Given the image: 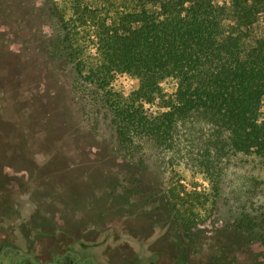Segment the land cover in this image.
<instances>
[{"label": "rangeland", "instance_id": "1", "mask_svg": "<svg viewBox=\"0 0 264 264\" xmlns=\"http://www.w3.org/2000/svg\"><path fill=\"white\" fill-rule=\"evenodd\" d=\"M71 3L0 0L1 238L20 241L35 253L43 252L46 239L59 252L69 242L63 235L68 233L84 244L103 242L93 251L131 255L96 256L97 264H258L257 244L230 217L243 210L257 214L264 207V162L233 156L222 181L227 202L212 209L206 203L210 184L190 167L176 166L178 174L171 168L162 176L155 156L143 163L117 158L90 130L86 137L77 132L81 119L65 108L56 64L47 63L46 19L38 9ZM137 86L128 76L115 82L124 94ZM151 151L146 144L145 153ZM180 190L189 195L179 197ZM194 193L201 195L204 208L190 205ZM179 201L186 202L184 207L174 205ZM193 212L195 222L188 218Z\"/></svg>", "mask_w": 264, "mask_h": 264}, {"label": "trees", "instance_id": "2", "mask_svg": "<svg viewBox=\"0 0 264 264\" xmlns=\"http://www.w3.org/2000/svg\"><path fill=\"white\" fill-rule=\"evenodd\" d=\"M38 9L47 63L56 64L64 106L80 117L83 137L90 130L117 158L155 156L162 176L190 167L210 184L212 209L227 202L222 181L233 156L264 162V0H74ZM121 76L137 88L117 90ZM194 194L188 204L204 208ZM230 219L264 264V207Z\"/></svg>", "mask_w": 264, "mask_h": 264}, {"label": "flooded vegetation", "instance_id": "3", "mask_svg": "<svg viewBox=\"0 0 264 264\" xmlns=\"http://www.w3.org/2000/svg\"><path fill=\"white\" fill-rule=\"evenodd\" d=\"M3 234V231H1ZM69 242L59 246V252L54 250L45 239L42 253L31 252L28 246L15 240L1 238L0 236V264H97L96 256H131L127 254L99 253L93 250L99 248L103 242L84 244L74 239L68 233ZM6 237V236H5ZM99 240V238H97ZM107 241V239L103 240ZM93 242V241H92ZM142 264H155L154 262Z\"/></svg>", "mask_w": 264, "mask_h": 264}]
</instances>
